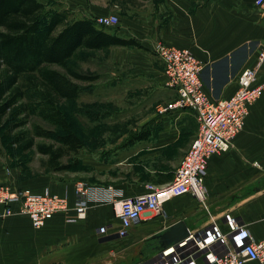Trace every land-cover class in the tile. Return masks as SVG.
I'll return each mask as SVG.
<instances>
[{
  "label": "crops",
  "instance_id": "1",
  "mask_svg": "<svg viewBox=\"0 0 264 264\" xmlns=\"http://www.w3.org/2000/svg\"><path fill=\"white\" fill-rule=\"evenodd\" d=\"M140 1L138 9L130 4L124 13L116 9L115 13L95 15H118L117 26L98 27L141 44L102 48H110L115 65L125 69L115 80L129 83L146 79L156 92L161 91L163 102L172 100L176 92L166 86L167 76L156 52L160 43L192 50L203 63L205 89L213 99L232 96L242 69L256 66L264 45V12L256 8L254 0ZM66 10L75 16L73 20L92 19L87 13ZM262 80L264 64L259 70L258 81ZM263 103L264 93L250 105L232 148L208 160L205 185L209 209H202L191 194L181 195L167 201L163 213L142 215L125 237L118 235L120 220L109 202L90 201L86 216L76 217L77 182L59 183L45 174L20 177L19 173H6L0 164V183L38 192L48 190L67 196L69 201V208L55 213L42 228L34 227L26 215L0 219V264H134L167 246L163 233L174 223L184 220L189 230H196L225 211L235 215L255 240L264 238ZM150 128L143 129L149 131L147 138L133 136V140L142 143L144 153L139 156L150 164L145 168L151 180L163 184L173 179L170 173L175 172L197 135L198 123L191 109H177L160 114L159 123ZM146 179L132 174L121 183L95 185H111L120 198L134 197L146 192ZM198 262L201 264L200 259Z\"/></svg>",
  "mask_w": 264,
  "mask_h": 264
},
{
  "label": "built area",
  "instance_id": "2",
  "mask_svg": "<svg viewBox=\"0 0 264 264\" xmlns=\"http://www.w3.org/2000/svg\"><path fill=\"white\" fill-rule=\"evenodd\" d=\"M254 4L264 12V0H254ZM94 20L102 27H115L120 23L116 14L99 15ZM156 52L167 76L166 86L176 92L172 100L158 106V113L191 109L198 123V133L173 179L163 184L149 183L143 194L120 198L111 185L76 183V217L86 216L90 201L109 202L120 220V237H125L142 215L163 213L164 205L170 199L191 194L198 201L205 202L208 160L212 155L232 148L234 139L244 127L250 105L264 93V80L258 81L259 70L264 64V45L256 66L242 69L236 92L225 99H213L206 92L202 78L204 66L192 50L160 43ZM68 208L67 196L0 183V219L14 214L26 215L34 227L42 228L55 213ZM199 259L201 264H264V238L255 240L235 215L225 211L204 227L190 230L182 241L134 264H200Z\"/></svg>",
  "mask_w": 264,
  "mask_h": 264
},
{
  "label": "rangeland",
  "instance_id": "3",
  "mask_svg": "<svg viewBox=\"0 0 264 264\" xmlns=\"http://www.w3.org/2000/svg\"><path fill=\"white\" fill-rule=\"evenodd\" d=\"M39 1L44 3L46 12L72 8L91 15L92 19L96 13H115L116 9H121L124 13L130 4L138 9L141 3L140 0ZM69 19L73 20L75 16L72 15ZM105 50L81 49L78 56L68 61L73 70L97 77L92 81L74 79L82 87L81 94L76 99H63L59 103L72 130L82 139L84 147L77 152L67 151L56 138L63 131L40 115L33 114L26 117L28 122L14 132L22 130L31 135L38 126L41 131H48L49 136L36 135V144L53 145V149L63 147L61 151L65 154L54 161V167H50L49 155L40 152L36 146L26 151L19 149L11 142L7 134L9 130L0 126V164L6 173H19L20 177L45 174L59 183L84 181L93 185L121 183L132 174H142L147 178L145 187L155 182L145 168L150 164L142 162L143 156H139L144 153L140 146L142 143H136L133 136L141 126L142 130L151 129V125L159 123L157 108L164 103L162 93L156 92V87L146 79L129 83L115 80L125 69L121 65H115L112 57L114 53L110 48ZM51 67L68 74L66 68L60 65L54 64ZM181 161L182 158L179 164ZM59 165L64 168L57 169ZM174 175L175 172L170 173V178ZM198 202L202 209H209L208 198L205 202ZM207 215L209 219L211 213L208 212Z\"/></svg>",
  "mask_w": 264,
  "mask_h": 264
},
{
  "label": "trees",
  "instance_id": "4",
  "mask_svg": "<svg viewBox=\"0 0 264 264\" xmlns=\"http://www.w3.org/2000/svg\"><path fill=\"white\" fill-rule=\"evenodd\" d=\"M69 16L64 9L46 12L39 0H0V126L9 130L11 142L19 149L26 151L36 146L49 155L50 167L65 152L61 151L63 147L36 144L35 136H49L48 131L38 126L31 135L14 130L24 126L30 115L38 114L63 131L56 138L67 151H79L84 143L72 130L59 103L81 94L82 87L74 79L92 81L97 77L73 70L68 61L81 49L141 47L135 39L99 28L94 19L70 20ZM54 64L66 68L68 74L52 68ZM148 134L142 130L134 137L145 139Z\"/></svg>",
  "mask_w": 264,
  "mask_h": 264
},
{
  "label": "water",
  "instance_id": "5",
  "mask_svg": "<svg viewBox=\"0 0 264 264\" xmlns=\"http://www.w3.org/2000/svg\"><path fill=\"white\" fill-rule=\"evenodd\" d=\"M190 230L184 220L174 223L169 229L163 233L166 238L167 246L182 241L189 235Z\"/></svg>",
  "mask_w": 264,
  "mask_h": 264
}]
</instances>
